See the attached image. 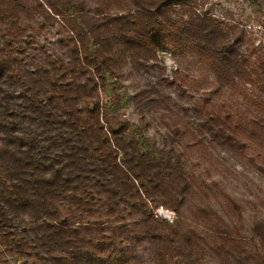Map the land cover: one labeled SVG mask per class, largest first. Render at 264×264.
<instances>
[{
    "label": "trees",
    "instance_id": "trees-1",
    "mask_svg": "<svg viewBox=\"0 0 264 264\" xmlns=\"http://www.w3.org/2000/svg\"><path fill=\"white\" fill-rule=\"evenodd\" d=\"M121 1L116 13L100 8L85 18L81 0H43L75 40L67 59L34 66L19 39L29 0H0V264L1 252L22 264H128L141 241L160 263L180 264L198 243L199 230L181 216L195 187L176 147L179 129L168 148L148 152L102 105L106 79L125 60L147 67L168 50L196 57L216 88L249 83L255 109L246 120L208 114L194 127L221 147L264 148V54L250 64L243 31L198 10L197 0ZM159 207L175 219L156 217ZM196 214L230 239L211 206ZM251 232L264 253V218ZM216 245L213 252L224 250Z\"/></svg>",
    "mask_w": 264,
    "mask_h": 264
},
{
    "label": "rangeland",
    "instance_id": "rangeland-1",
    "mask_svg": "<svg viewBox=\"0 0 264 264\" xmlns=\"http://www.w3.org/2000/svg\"><path fill=\"white\" fill-rule=\"evenodd\" d=\"M196 3L198 10H208L243 31L242 51L252 66L255 56L264 54V0ZM81 6L85 18H90L100 8L116 13L125 4L121 0H81ZM22 18L26 30L19 39L25 48L23 56L29 62L38 66L57 57H69L74 28L43 0H29ZM84 72L82 80L88 83L94 73L90 69ZM253 89L249 83L216 88L213 75L196 57L165 50L159 51L147 67H134L125 60L123 70L108 77L104 91L100 92L109 116L129 123L128 132L142 150L156 152L168 148L171 130L179 129L176 147L183 152L195 187L180 207L181 216L192 222L201 235L192 249L185 250L188 253L180 264H264V253L258 250L251 232L253 224L264 218V148L249 141L239 150L221 147L194 127V120L208 114L246 120L248 111L255 109L250 104ZM204 205L211 206L228 224L229 240L222 241L212 226L196 214L198 207ZM155 213L163 220L175 219L174 212L162 207ZM136 244L137 250L128 264H162L149 243ZM216 244H222L224 250L213 252L211 246ZM1 258V264H22L7 253L1 252ZM169 261L173 264L172 259Z\"/></svg>",
    "mask_w": 264,
    "mask_h": 264
}]
</instances>
